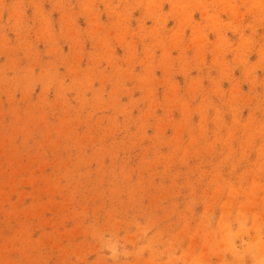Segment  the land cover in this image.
I'll use <instances>...</instances> for the list:
<instances>
[{"label":"rangeland","instance_id":"obj_1","mask_svg":"<svg viewBox=\"0 0 264 264\" xmlns=\"http://www.w3.org/2000/svg\"><path fill=\"white\" fill-rule=\"evenodd\" d=\"M0 264H264V0H0Z\"/></svg>","mask_w":264,"mask_h":264}]
</instances>
